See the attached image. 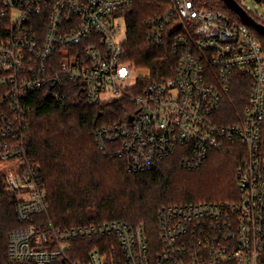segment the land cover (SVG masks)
<instances>
[{"label": "built area", "instance_id": "2783aa9c", "mask_svg": "<svg viewBox=\"0 0 264 264\" xmlns=\"http://www.w3.org/2000/svg\"><path fill=\"white\" fill-rule=\"evenodd\" d=\"M136 1L0 0V160L13 164L4 189L24 223L9 233L8 255L35 264H264L263 46L248 24L201 0H160L144 21L145 40L158 47L171 35L177 61L171 76L149 80L123 59V10ZM235 1L264 25V0ZM238 76L250 78L248 102L238 122L219 123ZM71 83L90 104L129 98L133 111L98 126L94 138L131 171L157 167L178 148L181 165L196 169L211 149L240 144L238 198L165 204L156 237L116 219L64 230L27 222L48 208L39 167L27 158L30 98L46 89L61 101ZM80 240L92 248L76 247Z\"/></svg>", "mask_w": 264, "mask_h": 264}, {"label": "trees", "instance_id": "16d2710c", "mask_svg": "<svg viewBox=\"0 0 264 264\" xmlns=\"http://www.w3.org/2000/svg\"><path fill=\"white\" fill-rule=\"evenodd\" d=\"M160 0H137L125 8L126 40L123 59L149 72V80L173 74L177 56L172 37L150 47L145 40L146 17L159 11ZM202 5L220 9L236 21L239 16L222 0H201ZM264 49V36L247 25ZM238 76L221 102L219 123L240 120L250 92V78ZM75 83L66 98L56 100L46 89L30 98L25 136L27 158L39 167L48 208L46 214L32 216L27 222L50 223L64 230L109 220L142 223L156 237L157 213L161 206L186 201H225L238 198L236 167L242 146L225 145L211 149L202 164L187 170L181 165L182 148L160 165L144 171H131L127 160L114 151L104 152L95 142L94 132L105 123L124 120L133 106L126 96L98 104L88 103ZM264 148V120L261 128ZM13 171L12 162L0 160V264H35L13 261L7 251L9 233L21 226L14 209L15 196L5 191L4 178ZM89 240L75 242L92 248ZM71 259L78 257L70 254ZM264 262V255L261 259ZM48 264H70L51 262Z\"/></svg>", "mask_w": 264, "mask_h": 264}, {"label": "water", "instance_id": "95a60500", "mask_svg": "<svg viewBox=\"0 0 264 264\" xmlns=\"http://www.w3.org/2000/svg\"><path fill=\"white\" fill-rule=\"evenodd\" d=\"M222 1L229 9L233 10L244 23L252 26L257 32H259L261 35L264 36V25L253 19L247 12H245L239 6V4L235 0H222ZM50 85L51 86L53 85V81H51ZM47 94L49 93L47 92Z\"/></svg>", "mask_w": 264, "mask_h": 264}, {"label": "rangeland", "instance_id": "374dc122", "mask_svg": "<svg viewBox=\"0 0 264 264\" xmlns=\"http://www.w3.org/2000/svg\"><path fill=\"white\" fill-rule=\"evenodd\" d=\"M124 37H125V31H124V28H123V29H122V32H121L120 34H118V38L121 39V40H123ZM135 74H137V75H141V74H146V73H145L144 71H142V70H137V71L135 72ZM187 170H189V169H187Z\"/></svg>", "mask_w": 264, "mask_h": 264}]
</instances>
